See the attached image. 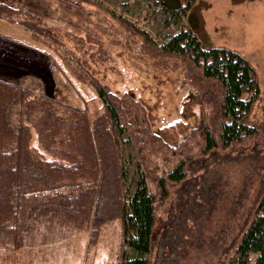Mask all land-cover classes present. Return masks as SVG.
I'll return each mask as SVG.
<instances>
[{
	"label": "trees",
	"instance_id": "16d2710c",
	"mask_svg": "<svg viewBox=\"0 0 264 264\" xmlns=\"http://www.w3.org/2000/svg\"><path fill=\"white\" fill-rule=\"evenodd\" d=\"M88 1L138 36L143 52L182 64L198 101L195 125L172 145L151 130L144 106L127 91L113 93L94 83L103 106L90 113L58 101L45 83L37 93L0 77V251L3 243L13 244L9 240L22 243L43 216L87 227L91 242L102 224L118 217L115 264H149L156 203L164 204L199 156L259 134L244 121L259 87L245 56L200 44L189 14L196 0H158L176 22L187 21L164 41L103 2ZM0 18L45 33L44 19L6 1H0ZM25 19L33 25L23 24ZM249 214L223 254L226 264H264V185Z\"/></svg>",
	"mask_w": 264,
	"mask_h": 264
},
{
	"label": "rangeland",
	"instance_id": "374dc122",
	"mask_svg": "<svg viewBox=\"0 0 264 264\" xmlns=\"http://www.w3.org/2000/svg\"><path fill=\"white\" fill-rule=\"evenodd\" d=\"M5 1L44 19L45 26L40 24L45 33L35 35L17 21L0 18V34L14 39L13 47L26 54L27 68L39 71L46 93L58 101L97 112L103 106L94 86L98 83L138 99L151 130L172 145L195 125L198 101L182 64L143 52L138 36L104 9L88 0ZM98 1L157 41L187 23L184 17L176 22L158 0ZM189 14L203 47H228L253 66L259 93L244 121L259 134L188 164L183 183L164 204L156 203L149 264H226L223 254L250 217L264 185V0H196ZM22 23L33 25L28 19ZM23 76L22 86L42 91L45 85L38 75ZM97 232L91 242L87 227L43 216L22 243H3L0 264H115L121 220L112 217Z\"/></svg>",
	"mask_w": 264,
	"mask_h": 264
},
{
	"label": "crops",
	"instance_id": "0c3cea01",
	"mask_svg": "<svg viewBox=\"0 0 264 264\" xmlns=\"http://www.w3.org/2000/svg\"><path fill=\"white\" fill-rule=\"evenodd\" d=\"M10 40L13 41L14 39L10 36L0 34V77H5L9 81H12L17 85H21V78L23 75H26L23 76L24 78H33V75L36 78V75H38L40 82L42 81L41 83H43V80L45 81V79L42 78L43 76L39 74V71H37V69L31 70L27 68V65L29 63H27V61H24L26 59V54H20L21 50H16V47H13L15 43Z\"/></svg>",
	"mask_w": 264,
	"mask_h": 264
}]
</instances>
